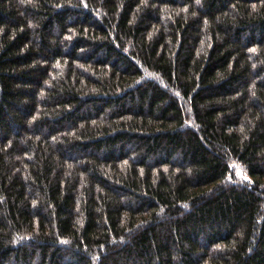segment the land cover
Returning <instances> with one entry per match:
<instances>
[{"label":"trees","instance_id":"1","mask_svg":"<svg viewBox=\"0 0 264 264\" xmlns=\"http://www.w3.org/2000/svg\"><path fill=\"white\" fill-rule=\"evenodd\" d=\"M0 264H264V0H0Z\"/></svg>","mask_w":264,"mask_h":264}]
</instances>
